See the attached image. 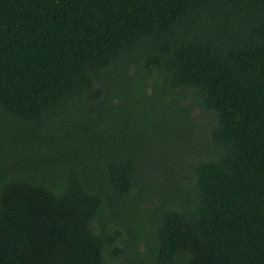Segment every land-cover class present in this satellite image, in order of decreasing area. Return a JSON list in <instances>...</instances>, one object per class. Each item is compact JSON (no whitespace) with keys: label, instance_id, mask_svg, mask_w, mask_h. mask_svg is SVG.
Segmentation results:
<instances>
[{"label":"trees","instance_id":"16d2710c","mask_svg":"<svg viewBox=\"0 0 264 264\" xmlns=\"http://www.w3.org/2000/svg\"><path fill=\"white\" fill-rule=\"evenodd\" d=\"M0 264H264V0H0Z\"/></svg>","mask_w":264,"mask_h":264},{"label":"rangeland","instance_id":"374dc122","mask_svg":"<svg viewBox=\"0 0 264 264\" xmlns=\"http://www.w3.org/2000/svg\"><path fill=\"white\" fill-rule=\"evenodd\" d=\"M154 113L150 107H146L144 110H139L135 109L134 112L132 113V116L128 118V122L130 125L132 124L133 126L135 125L136 122L146 119L150 121L153 117ZM124 113L119 116V126H118V132H117V138H118V150L123 149V150H131L134 149V146H136L133 143V139L135 138L132 135L131 132V127L129 126V131H126L123 126V119H124ZM148 136V135H147ZM148 137L147 140L142 144L140 142V146L144 148H148Z\"/></svg>","mask_w":264,"mask_h":264}]
</instances>
